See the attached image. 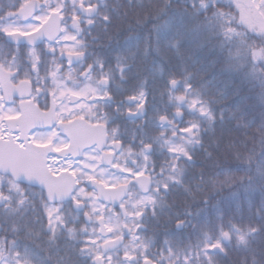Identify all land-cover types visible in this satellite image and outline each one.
Returning <instances> with one entry per match:
<instances>
[{
    "label": "snow or ice",
    "instance_id": "snow-or-ice-1",
    "mask_svg": "<svg viewBox=\"0 0 264 264\" xmlns=\"http://www.w3.org/2000/svg\"><path fill=\"white\" fill-rule=\"evenodd\" d=\"M0 264H264V0H0Z\"/></svg>",
    "mask_w": 264,
    "mask_h": 264
}]
</instances>
